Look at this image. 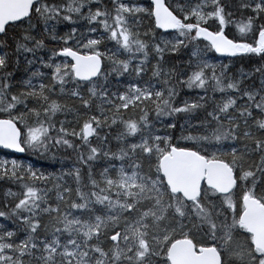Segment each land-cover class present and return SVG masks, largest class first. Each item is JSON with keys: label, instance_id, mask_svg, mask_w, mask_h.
Instances as JSON below:
<instances>
[{"label": "snow or ice", "instance_id": "snow-or-ice-1", "mask_svg": "<svg viewBox=\"0 0 264 264\" xmlns=\"http://www.w3.org/2000/svg\"><path fill=\"white\" fill-rule=\"evenodd\" d=\"M0 149V264H264V0H0Z\"/></svg>", "mask_w": 264, "mask_h": 264}, {"label": "trees", "instance_id": "trees-1", "mask_svg": "<svg viewBox=\"0 0 264 264\" xmlns=\"http://www.w3.org/2000/svg\"><path fill=\"white\" fill-rule=\"evenodd\" d=\"M212 56H215L214 53H211ZM216 57V56H215ZM225 62H227L225 60ZM23 71V68H21V72ZM6 152H3V151H0V158H2L4 155H5ZM43 162L42 161H38L37 162V166H40V164H42Z\"/></svg>", "mask_w": 264, "mask_h": 264}, {"label": "water", "instance_id": "water-1", "mask_svg": "<svg viewBox=\"0 0 264 264\" xmlns=\"http://www.w3.org/2000/svg\"><path fill=\"white\" fill-rule=\"evenodd\" d=\"M214 55H215L217 58L220 59V57L218 56V54L214 53ZM0 151L7 152V150H2V149H0ZM17 155H18V154H17Z\"/></svg>", "mask_w": 264, "mask_h": 264}, {"label": "rangeland", "instance_id": "rangeland-1", "mask_svg": "<svg viewBox=\"0 0 264 264\" xmlns=\"http://www.w3.org/2000/svg\"><path fill=\"white\" fill-rule=\"evenodd\" d=\"M217 60H219V58H217Z\"/></svg>", "mask_w": 264, "mask_h": 264}]
</instances>
